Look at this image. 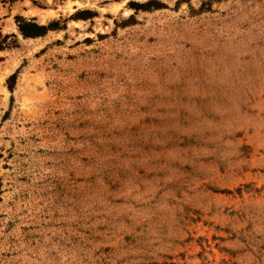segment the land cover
<instances>
[{"label": "rangeland", "instance_id": "1", "mask_svg": "<svg viewBox=\"0 0 264 264\" xmlns=\"http://www.w3.org/2000/svg\"><path fill=\"white\" fill-rule=\"evenodd\" d=\"M0 264H264V0H0Z\"/></svg>", "mask_w": 264, "mask_h": 264}, {"label": "trees", "instance_id": "2", "mask_svg": "<svg viewBox=\"0 0 264 264\" xmlns=\"http://www.w3.org/2000/svg\"><path fill=\"white\" fill-rule=\"evenodd\" d=\"M16 19L19 30L25 38L43 36L48 33L49 30L56 29L59 25V21H52L49 24H40L35 19L28 20L23 16H17ZM13 76L15 75L13 74ZM10 89L12 88L10 87Z\"/></svg>", "mask_w": 264, "mask_h": 264}]
</instances>
